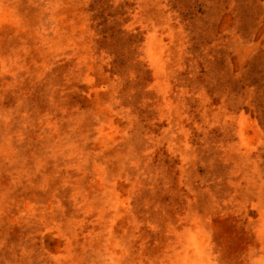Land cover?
I'll return each mask as SVG.
<instances>
[{
	"label": "rangeland",
	"instance_id": "374dc122",
	"mask_svg": "<svg viewBox=\"0 0 264 264\" xmlns=\"http://www.w3.org/2000/svg\"><path fill=\"white\" fill-rule=\"evenodd\" d=\"M0 264H264V0H0Z\"/></svg>",
	"mask_w": 264,
	"mask_h": 264
}]
</instances>
